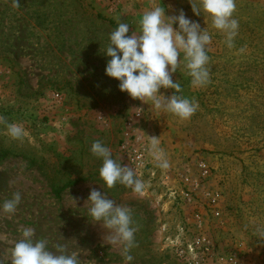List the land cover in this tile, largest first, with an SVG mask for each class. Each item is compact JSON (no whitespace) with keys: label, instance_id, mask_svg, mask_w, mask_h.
Returning <instances> with one entry per match:
<instances>
[{"label":"rangeland","instance_id":"374dc122","mask_svg":"<svg viewBox=\"0 0 264 264\" xmlns=\"http://www.w3.org/2000/svg\"><path fill=\"white\" fill-rule=\"evenodd\" d=\"M235 3L239 28L229 48L207 13H193L200 0H19L18 7L0 0V116L27 132L13 140L0 124V203L22 195L14 213L0 211V257L7 261L31 228L50 250L65 244L79 253L81 264H126L122 245L110 244V231L88 215L87 199L96 189L132 212L128 264H182L166 238L178 233L194 206L170 199L169 189L178 188L187 164L203 158L213 172L208 186L222 196L218 214L206 216L216 253L238 250L249 264H264V0ZM156 6L168 16L183 10L211 35L210 83H191L183 53L172 76L179 95L199 105L189 119L131 98L105 74L110 57L103 51L117 17L131 33ZM135 137L147 149L149 137L158 138L169 167L160 168L149 154L138 175L143 192L107 188L92 143L101 141L129 167L122 146Z\"/></svg>","mask_w":264,"mask_h":264},{"label":"clouds","instance_id":"9594fccd","mask_svg":"<svg viewBox=\"0 0 264 264\" xmlns=\"http://www.w3.org/2000/svg\"><path fill=\"white\" fill-rule=\"evenodd\" d=\"M13 4L18 7L19 0H13ZM201 9L211 17L212 26L226 35L227 46L231 48L239 28V21L233 17L235 0H200L199 8L192 5L195 15L199 16ZM117 21V27L109 34V43L103 51L110 57L105 74L117 80L119 90L131 98L150 100L157 110L163 109L180 119H189L199 105L179 95L181 85L174 82L172 76L181 66L183 53L184 67L192 78L191 83L197 87L210 83V69L207 67L210 58L206 46L211 42V35L207 28H201L198 22L187 18L183 10L168 16L164 6L146 11L139 20L138 31L130 33L128 23L119 17ZM162 88L174 92L166 97L160 91ZM0 124L6 126L7 134L13 140L27 135L23 125L9 123L2 116ZM149 138V154L160 168L167 169L169 163L166 153L159 147V139ZM90 150L102 160L99 176L107 188L121 184L131 187L136 193L144 191L145 184L138 174L114 159L111 150L101 141L93 142ZM21 200L20 192L13 193L10 199L0 203V211L14 213ZM87 201L91 203L88 215L110 231L108 242L122 245L123 259L126 264L131 262L133 257L129 253L134 246L136 232L131 210L121 207L96 189L90 191ZM54 249H49L47 240L37 238L33 229L25 228L22 238L11 248L9 259L6 261L0 257V264H8V261L10 264H81L80 254L69 252L65 244H56Z\"/></svg>","mask_w":264,"mask_h":264},{"label":"built area","instance_id":"2783aa9c","mask_svg":"<svg viewBox=\"0 0 264 264\" xmlns=\"http://www.w3.org/2000/svg\"><path fill=\"white\" fill-rule=\"evenodd\" d=\"M140 138L135 137L133 143L125 142L122 146L127 156L129 168L138 175L148 165V149L139 146ZM213 172L207 161L196 159L185 166L178 174V188L169 189V198L194 210L187 213L178 233L166 238V248L175 254L182 264H249L244 254L238 250L226 255L216 253V246L208 235L206 216L218 214L222 201L220 190L208 186ZM199 204V210L195 205ZM208 209V211H207Z\"/></svg>","mask_w":264,"mask_h":264}]
</instances>
